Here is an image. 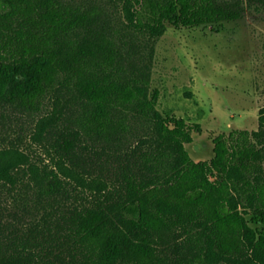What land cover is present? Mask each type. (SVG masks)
Instances as JSON below:
<instances>
[{"label":"trees","instance_id":"16d2710c","mask_svg":"<svg viewBox=\"0 0 264 264\" xmlns=\"http://www.w3.org/2000/svg\"><path fill=\"white\" fill-rule=\"evenodd\" d=\"M249 9L264 0H0V264H264V107L196 160L202 123L153 86L169 25Z\"/></svg>","mask_w":264,"mask_h":264},{"label":"rangeland","instance_id":"374dc122","mask_svg":"<svg viewBox=\"0 0 264 264\" xmlns=\"http://www.w3.org/2000/svg\"><path fill=\"white\" fill-rule=\"evenodd\" d=\"M153 86L161 89L164 113L202 123L188 144L196 160L214 155V135L257 129L264 107V9L217 24L169 25L157 44Z\"/></svg>","mask_w":264,"mask_h":264}]
</instances>
